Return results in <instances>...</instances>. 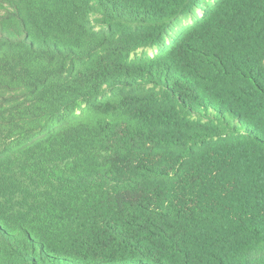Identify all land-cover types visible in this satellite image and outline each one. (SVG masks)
Segmentation results:
<instances>
[{
  "label": "trees",
  "instance_id": "obj_1",
  "mask_svg": "<svg viewBox=\"0 0 264 264\" xmlns=\"http://www.w3.org/2000/svg\"><path fill=\"white\" fill-rule=\"evenodd\" d=\"M0 264H264V0H0Z\"/></svg>",
  "mask_w": 264,
  "mask_h": 264
},
{
  "label": "rangeland",
  "instance_id": "obj_2",
  "mask_svg": "<svg viewBox=\"0 0 264 264\" xmlns=\"http://www.w3.org/2000/svg\"><path fill=\"white\" fill-rule=\"evenodd\" d=\"M191 21H187V23L189 24Z\"/></svg>",
  "mask_w": 264,
  "mask_h": 264
}]
</instances>
